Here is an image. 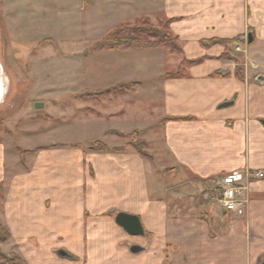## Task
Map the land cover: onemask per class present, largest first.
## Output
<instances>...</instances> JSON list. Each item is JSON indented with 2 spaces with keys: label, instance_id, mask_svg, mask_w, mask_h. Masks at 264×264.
Listing matches in <instances>:
<instances>
[{
  "label": "crops",
  "instance_id": "1",
  "mask_svg": "<svg viewBox=\"0 0 264 264\" xmlns=\"http://www.w3.org/2000/svg\"><path fill=\"white\" fill-rule=\"evenodd\" d=\"M80 2L99 10L105 33L141 20L166 22L188 67L182 76L166 78L165 69L150 82L118 83L141 86L104 101L112 110H98L118 121L101 132L108 151L60 141L24 167L0 144V187L9 185L0 218L12 243L26 247L46 234L54 246L92 250L75 253L82 264H263L264 180L243 182L241 218L216 213L205 199L228 175L264 171V0ZM44 12L55 18L58 9L46 5ZM112 52L143 53L145 64L154 53ZM150 101L161 103L162 119L126 120L136 106L147 118ZM136 131L150 158L125 137ZM120 213L137 217L144 234L117 225Z\"/></svg>",
  "mask_w": 264,
  "mask_h": 264
},
{
  "label": "rangeland",
  "instance_id": "2",
  "mask_svg": "<svg viewBox=\"0 0 264 264\" xmlns=\"http://www.w3.org/2000/svg\"><path fill=\"white\" fill-rule=\"evenodd\" d=\"M46 5L58 9L55 18L45 16ZM83 7L80 0H0V79L5 78L0 81L4 83V91L0 84V144H8L9 152L17 158L20 155L24 167L29 158L33 161L40 158L55 142L79 144L83 149L99 141L105 142L101 134L103 128L118 125L115 118L102 117L98 110H112L111 104L105 107L103 102L110 103L121 95L107 93L96 102L82 100L79 94L106 92L118 83L137 78L150 82L165 69L167 74L175 76L186 73L188 62L180 52L150 48L158 44L160 35L168 33L169 42L174 41L166 22L141 20L122 26L121 35H135L140 40L137 49L154 51L147 54L153 61L145 64L140 56L143 53L131 52L125 57L122 53L106 51L108 45L119 41L115 36L107 37L119 26L105 33L99 10ZM51 11L52 14L57 12L49 6L47 13ZM37 103L42 107L36 108ZM160 104L157 101L143 104L147 118L143 115L144 106H136L131 111L127 107L126 120L138 125L158 122L163 117ZM137 132L125 137L132 144L148 146L142 132ZM21 151L30 153L22 155ZM7 185L8 182L0 187V212ZM205 200L213 205L214 200ZM1 221L5 220L0 218V224ZM1 225L11 239L4 241L7 233L0 230V264H82L75 253L85 251L88 255L92 251L88 247L82 250L74 243L66 245L67 248L58 242L54 246L46 234L41 241L37 239L26 247H17L12 243L10 231ZM61 251L65 256L58 254Z\"/></svg>",
  "mask_w": 264,
  "mask_h": 264
},
{
  "label": "trees",
  "instance_id": "3",
  "mask_svg": "<svg viewBox=\"0 0 264 264\" xmlns=\"http://www.w3.org/2000/svg\"><path fill=\"white\" fill-rule=\"evenodd\" d=\"M123 27L121 28H118L117 30H115L114 32H112L109 36L107 37H111V36H115V38L119 39V41L117 42V44H114V45H108L107 47V50H112V51H115V50H120V49H126V48H133V47H139L140 45V40L136 38L135 35H127L126 37H124L122 32H123ZM125 34V32H124ZM123 36V37H122ZM160 40H158V44L156 45H150V48L152 47H160V48H170L171 50L175 51V52H180L182 53V49L181 47L177 44V40L174 39V41L172 42H169V38L171 37L168 33L167 35H160ZM107 41L110 40V38H107L106 39ZM121 40H123L121 42ZM174 43V44H173ZM192 63H195V62H192ZM166 78H172V77H175V75L173 74H166L165 76ZM141 86L140 83H127V84H119L117 86H114V88L106 91V92H96V91H86V92H83L81 94L78 95V97H80L82 100H87V101H96V102H99L100 98L103 99V97L107 94V93H114L113 95H122V94H126V93H129V92H135V91H138L139 87ZM99 98V99H98ZM113 134H116V135H120L116 132H112ZM138 132H134L131 134L134 135V134H137ZM132 144V143H131ZM135 149L137 150V152L144 158H150V155L149 153L147 152V149H148V146L146 143H143L142 146H139V145H136V144H132ZM93 150L95 151H108V148L106 146H104V144L102 142H98L96 143V145L93 146ZM27 153H30V152H22L21 151V154L22 155H25ZM4 229V231H6L7 233V236H6V239L4 241H9L11 239V236L10 234L7 232V230H5V228L0 224V230Z\"/></svg>",
  "mask_w": 264,
  "mask_h": 264
},
{
  "label": "built area",
  "instance_id": "4",
  "mask_svg": "<svg viewBox=\"0 0 264 264\" xmlns=\"http://www.w3.org/2000/svg\"><path fill=\"white\" fill-rule=\"evenodd\" d=\"M239 50V48H237ZM264 180V171H244L232 175H228L221 180L217 186L216 192H209L206 199H212L213 209L217 213L222 212L241 218L245 214L244 203L240 200L241 190L243 189V182H253Z\"/></svg>",
  "mask_w": 264,
  "mask_h": 264
},
{
  "label": "water",
  "instance_id": "5",
  "mask_svg": "<svg viewBox=\"0 0 264 264\" xmlns=\"http://www.w3.org/2000/svg\"><path fill=\"white\" fill-rule=\"evenodd\" d=\"M249 44H252L253 40L250 36H248ZM260 80H263V77L260 78ZM36 108L42 107L41 103H37ZM116 224L122 227L126 232H128L132 236H141L144 234V230L142 227V224L140 220L135 216H130L127 214L120 213L116 217ZM132 251H139V248H133ZM60 256H65L64 252L58 253ZM264 264V263H263Z\"/></svg>",
  "mask_w": 264,
  "mask_h": 264
},
{
  "label": "flooded vegetation",
  "instance_id": "6",
  "mask_svg": "<svg viewBox=\"0 0 264 264\" xmlns=\"http://www.w3.org/2000/svg\"><path fill=\"white\" fill-rule=\"evenodd\" d=\"M1 79H2V80H1ZM1 79H0V81H4L5 78L2 77ZM0 84L3 85V87H4V83H3V82L0 83Z\"/></svg>",
  "mask_w": 264,
  "mask_h": 264
},
{
  "label": "bare ground",
  "instance_id": "7",
  "mask_svg": "<svg viewBox=\"0 0 264 264\" xmlns=\"http://www.w3.org/2000/svg\"><path fill=\"white\" fill-rule=\"evenodd\" d=\"M4 87H3V85H2V91H4V89H3ZM0 90H1V88H0Z\"/></svg>",
  "mask_w": 264,
  "mask_h": 264
}]
</instances>
